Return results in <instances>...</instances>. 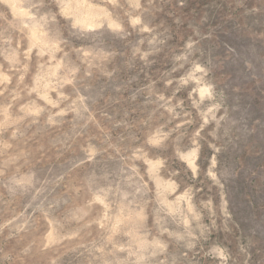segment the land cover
Segmentation results:
<instances>
[{
  "label": "rangeland",
  "instance_id": "374dc122",
  "mask_svg": "<svg viewBox=\"0 0 264 264\" xmlns=\"http://www.w3.org/2000/svg\"><path fill=\"white\" fill-rule=\"evenodd\" d=\"M0 264H264V0H0Z\"/></svg>",
  "mask_w": 264,
  "mask_h": 264
}]
</instances>
